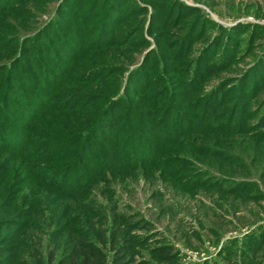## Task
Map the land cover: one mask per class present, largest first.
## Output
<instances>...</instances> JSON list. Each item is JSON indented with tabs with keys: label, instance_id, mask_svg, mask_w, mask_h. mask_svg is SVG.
I'll return each mask as SVG.
<instances>
[{
	"label": "trees",
	"instance_id": "1",
	"mask_svg": "<svg viewBox=\"0 0 264 264\" xmlns=\"http://www.w3.org/2000/svg\"><path fill=\"white\" fill-rule=\"evenodd\" d=\"M58 1L25 0L36 4L44 13ZM141 1L152 8L149 35L161 32L167 36L166 48L151 49L140 57V50L149 44L148 41L141 36L142 42L135 46L131 40L138 28L130 33L125 30L128 22L144 18V23L148 15V8L139 5L137 0H62L45 26L40 19L33 22V26L31 22L21 26L20 30H25L28 35L23 40L12 39L13 45L10 41L7 47L10 50L15 45L14 51H8L5 58H0V76L4 72L0 81V201L4 204L12 202L15 208V213L0 219V264H43V239H36L32 241L34 245L29 246L26 230L32 225L34 204H41L43 199L44 191L37 192L46 183L67 194L60 203L59 226L52 231L46 245L47 264H179L174 247L156 239L158 233L154 225L138 212H130L129 207L122 208L116 200V185L113 184L117 179L109 174L132 170L134 173L129 175L141 173L148 182L152 200L160 209V219L168 214L173 216L174 210L166 207L163 194L155 189L159 181L172 184L171 188L177 194L206 191L215 199L216 207L239 219L241 224L236 230L254 226L241 240L235 238L225 243L218 253L220 262L214 264H264V26L238 23L221 28L205 16L185 19L187 14H197V10L177 0ZM8 2L0 0V7ZM171 18L177 23V32L167 27ZM209 33L214 35L209 36ZM50 37L55 39L53 43L48 41ZM242 38H247L244 44ZM202 41H208V46L192 59L194 45ZM5 42L9 39H0V43ZM242 45L245 46L243 50ZM257 50L260 57L253 61L254 64L241 68L246 57ZM98 53L106 56L103 57L104 64L88 69L82 75L84 81L94 82L93 77L99 80L121 77L112 80L97 100L87 101L85 90L88 87L82 80L79 83L78 78L73 80L71 65L65 70L62 62L68 60L76 64L79 56L86 54H94L92 59L97 60ZM46 54L55 57L56 62L51 59L53 72L41 61H36ZM4 61L6 63H2ZM110 61L113 64L108 65ZM58 63L63 71L59 72ZM38 73L48 78L53 76L54 86L64 80H73L83 86L80 94H75L79 95L76 98H86L85 101L74 100L82 103V122L78 123L81 129L78 125L68 126L66 130L74 137L65 140V136L59 134L55 137L62 139V145L75 146L79 165L86 161L87 154L96 156L94 152L100 146L101 173H94L96 177L86 182H99L90 192V196L100 199L98 201H83L81 185L66 187L68 174L60 178L61 174L55 173L58 167L52 171L50 181L47 174L40 173L39 189L22 181L23 187L18 192L6 194L11 190L9 188L1 198L9 174L4 171L3 160L26 155L40 142L31 138L25 125H14L11 120V112H21L23 106L18 107V99L9 96L8 88L13 83L20 86L23 81L32 80V88L40 92L36 86L39 80L34 79ZM125 74L124 82L121 78ZM42 96L44 99H39L42 103L36 105V114L31 115L32 109L24 113L30 123L36 122L41 110L51 106L44 104L49 100L46 93ZM10 102L16 106H10ZM69 103L71 101L67 105ZM142 103L145 112L141 111ZM116 114L121 119L119 127L110 123ZM106 131H111V141L115 143L122 142L127 135L124 141L150 147L151 155L145 149V157L130 156V162L123 165L118 161L123 157L121 151L114 157L111 151L104 152L102 145H98L107 142ZM40 133L42 140L47 139L48 130L42 129ZM75 136L84 137L79 147L75 145ZM47 146H40L35 153L40 154ZM59 148L53 147L50 151L51 159L56 155L53 162H66L72 157L70 149ZM155 148H159L156 154ZM112 163L117 167L110 166ZM71 164L78 165L77 161ZM178 167L183 168L182 171H178ZM80 168L84 170V167ZM181 174L185 175L180 177ZM119 177L122 181L127 178ZM59 178L60 182L55 184ZM79 179H72V183L80 182ZM70 195L78 197L73 201ZM243 209L251 212L249 223L242 215L238 217ZM97 211L104 212L99 222H95L97 214L93 215ZM13 221L24 222L16 232L17 249L2 247L6 243V225ZM212 233L217 240L222 237V231L213 230Z\"/></svg>",
	"mask_w": 264,
	"mask_h": 264
},
{
	"label": "rangeland",
	"instance_id": "2",
	"mask_svg": "<svg viewBox=\"0 0 264 264\" xmlns=\"http://www.w3.org/2000/svg\"><path fill=\"white\" fill-rule=\"evenodd\" d=\"M160 1L162 0H158V3ZM177 1L182 2L188 7L197 10V14L192 13L190 14V16H187L189 15L187 14L185 16V19H192L193 17H196L194 15H197L198 17L205 16L211 21L215 22L221 28H230L238 23H251L264 26V0ZM7 2L8 5L5 4L2 8L0 7V15L2 17L0 18V39L8 38L9 42L0 43V58H5L6 53L8 51H14L15 45L10 47V50L9 47H7L8 44L10 45V41L12 44V39L15 40L17 37L19 39L22 38L23 40L24 37L28 35V32H25V30H20L21 26L23 27L26 22H31L33 26V22L37 21L38 19H40V23L45 26V24L54 15L55 10L57 9L56 7H58V4H61L62 0H59L57 4L52 3L50 8L48 7L49 9H47L46 13L42 12L36 6V4H33L31 2H25V0H7ZM137 2L139 5L148 8V15L145 17L144 23L142 22L144 18H138L136 20L128 22L127 24H125V30L126 32L130 33L133 29L138 28V32L134 35V38H132L131 40V42L135 46L140 45V43L142 42L140 38L141 36H144V38L148 41L149 44H147L145 48L140 50L142 51V54L140 56L142 58V55L148 53L151 49L157 48L161 50L166 48L165 44L168 43L167 41H165L167 39V36L162 35L161 32H156L155 36L153 34L149 35L148 30L150 24V17L152 14V8L151 6L144 4L141 0H137ZM176 26V21L174 20V18H171V21L169 22L167 27H169L170 31L177 32L178 28H176ZM19 33H21L22 36H20ZM210 35L212 36L214 34L209 33V36ZM163 36L165 38H163ZM48 39V41L51 43L55 41L53 37H50ZM210 39L211 38L208 37V40ZM246 39L247 38H242L243 44L245 43ZM207 42L208 41L197 42L194 45L191 55L192 59H196L200 52L208 46ZM244 48L245 46L242 45V50ZM32 53L33 55H35V52ZM16 54H18V51L16 52ZM53 56V54L51 56L46 54L42 56V58H37L36 61H38V63L39 61H41V64L44 67H49L50 71L53 72L54 64L52 63V60L55 61V57ZM93 56L94 54H86L83 56H79L76 64H71L70 61L64 60L62 62L65 64L63 67L65 70L72 67L73 80L74 78H78V82L80 80L84 81V77L82 75L88 69L93 67H99L100 65H102L104 61L103 57H106L103 53H98L95 56L97 60H93ZM15 57L16 56H14L12 60H14ZM36 57L37 56H35V58ZM258 57H260L259 50L255 51L253 55L246 57V60L241 64V68L246 67L247 65L248 67L253 65V61ZM2 63H6V61ZM107 64H113V62L110 61ZM57 66L59 67L60 72V70H62L61 63H58ZM74 68L76 69L74 70ZM3 75L4 72H2V76ZM126 75L127 74H125L123 78H121L124 82L126 80ZM2 76H0V81L1 79H3ZM51 77L53 76H50L48 78L46 76H43L42 74L40 75L39 73L35 76V81L36 79L39 80L36 86L38 87L37 89H40V92L35 91L32 88V80H30L29 82L25 80L20 86L15 85L13 83L8 88L9 91L7 93H9V96L12 98L16 97L18 99V107L20 108L23 106V109L20 110L21 112L14 111L10 114L11 120L14 122V125H25L28 128L27 131L31 133V138L33 140L40 141L35 146V149H37V151L40 150V146L42 145L48 144V146L40 154L38 152L35 153V149L32 150L31 147L30 150L26 152V155H14L12 158L3 160V166L6 167L4 171H9V174L2 188L1 198L4 197L3 195H5L6 190L9 188L11 190H7L8 192L6 194L12 192L13 195L15 192H18L19 189L23 187L20 184L22 181H27V183H30V185H35L36 189H39L40 186H38L37 180L41 182L38 177L40 173L47 174V180L50 181L52 171L56 167H58L55 173L61 174L60 178H62L64 174H68V179L65 182L66 187L73 188L76 185H81V187L83 188L80 191V198H82L83 201H88L90 199H92L93 202L98 201L100 199H96L93 196H90V192L99 182L95 184H90V182H86L87 179L91 181V179L94 178V173H97V175L98 173H101L99 166L100 146H98L95 150L96 152H94L97 153L96 156H92V154H87L86 161H84V163L82 162V164L79 165L80 159L78 158V153L76 154V150H74L75 146H66L65 144L62 145L60 143L62 139L58 138V136L55 137V135L57 134H59V136L62 135L63 138L65 136L64 140L69 137H74L72 136V132L66 130V128L68 126L76 127L78 123L82 122V117H80V115L83 114V110L81 108L82 103L74 102V100H82V98L76 97L79 96L78 94H80V92L82 91L81 87L83 86L75 84L73 80L68 82L67 80H64L58 86H54L55 84L53 85L54 82ZM120 77L121 76H114L110 79L103 78L100 80L99 78L93 77L92 80H94V82L88 83L84 81V85L88 87V89L85 90V92L88 94L87 101H89L90 99L97 100V96L102 92V90L104 91V88H106L107 86L109 87L112 80H116ZM101 83H103L102 88L100 87ZM49 84H52L53 86L51 85V87L48 88ZM63 85L66 86L63 87ZM20 88H23L24 90H21ZM45 93L49 97V100H47L44 104L51 105L50 108H45V110H41L40 113L42 114L39 113L40 115L38 116L36 122H28V117L24 116V113H26L27 110L32 109L33 113L31 115L36 114V105L42 103L39 99H44L42 95H45ZM12 95H14L15 97ZM85 99L86 98H84V100L82 101H85ZM69 101H71V103L67 105ZM136 101L137 99L134 100V102ZM12 105L15 104L11 103L10 106ZM141 106V111L145 112V104L142 103ZM75 107H77L76 110H74ZM9 111L10 110H8V112ZM110 123L115 127H119L121 125V119L119 114L113 116L111 118ZM81 127L82 126L78 125V128L81 129ZM42 129L49 131L47 139L42 140V134L40 133ZM104 135L105 137H108L107 142H100V144L98 145H102L101 149H103L104 152L111 151L114 157L118 155L121 151L123 157L121 160L118 161L123 165L127 164V162H130V156H136L137 158H139L140 156L145 157V155H147V152L145 153V149L146 151L150 149V147L149 149H147V147L143 146L142 143L136 144L132 141H124L127 135L123 137L124 139H122L123 141L120 143H115L111 141V137L113 136L111 131H106ZM8 136H10L9 133ZM83 138V136H75V145H78L79 147L83 142ZM51 145H53V147H56V149L58 150H60L59 147L63 149H70L72 157L68 158L66 162H53V160L56 159V155H54L51 159L50 156L53 155L50 152L53 149ZM143 147L144 150H142ZM155 151L158 152L159 148H155L153 152ZM148 155H151V150L148 151ZM72 161H77L78 165L75 166V164H71ZM65 165L68 167L67 169H65ZM112 165L114 168L117 167V165H114L113 163L110 164V166ZM80 166L84 167V170H82ZM62 167L64 168L61 169ZM182 169L183 168L178 167V171H182ZM132 173H134L133 170L129 172L116 171L115 173H112L114 176L111 173L109 174V177H115L117 179L116 183L113 184L116 185V200L119 201L122 208L129 207L130 212H138L143 219H146L148 222H151L154 225L155 231L158 233V237H156V239H162L174 247L176 253H178L179 255V264H202L205 261H209L210 264H214L215 261L220 262V260L218 259V253L225 243L234 240L235 238L241 240L244 235L250 233L254 229V226H250L246 227L243 230H236L241 224L239 222V219H235V217H233L232 215H229L225 211L216 207L215 199L209 196L206 191L198 190L197 192H191V194H177V192L173 188H171L172 184L169 185L168 183H164L161 181L158 182L159 184L157 187H155V189H158L163 194L164 204L166 205V207L172 208L174 210V215L172 216L171 214H168L167 216H165V218L160 219L158 218L160 215V209L157 202L152 200V192L150 190L148 182H146L140 172L139 175H136L137 172H135V175H129ZM119 175H123V177L127 178L122 181L121 179H119ZM182 175L183 174H181L180 177ZM82 176H84V178H82ZM76 177L80 178V182L78 181L76 183H72L73 180L76 179ZM60 178L56 180L55 184H58L60 182ZM39 192L44 193L42 195L43 199L41 200V204H34L33 206L35 213L32 219V225H30L26 230V233L30 237L26 239V242L29 246H33L34 244H32V241H35L36 239H43V245H45V253L43 254V264H47L46 245L50 241L49 238L52 231L58 228L57 226H59V214L61 212L60 203L62 204V201L65 199L64 197H66L67 194L61 193L51 188L47 183L44 186H41V190H39L37 193ZM77 197L78 196L70 195V198L73 201L76 200ZM13 205L14 204L12 202H7V204H4L3 200L2 202L0 201V219L5 216H8L9 213H15V208ZM95 214H97L95 222H99L103 217L104 212L97 211L93 215L95 216ZM241 215L245 217L247 223L252 221L250 211L243 209L238 217H240ZM51 222L52 224L50 225ZM23 225L24 222L22 221L18 223L13 221L9 222L6 225V243L2 247L9 246L10 249L19 248V244L15 241L17 240L16 232L18 231V229H21ZM213 230L222 231V237L220 238V240H217L213 236ZM236 248L238 249L239 245H237Z\"/></svg>",
	"mask_w": 264,
	"mask_h": 264
}]
</instances>
